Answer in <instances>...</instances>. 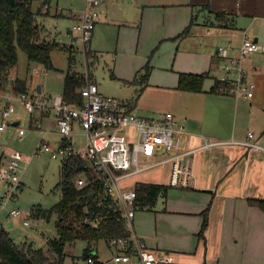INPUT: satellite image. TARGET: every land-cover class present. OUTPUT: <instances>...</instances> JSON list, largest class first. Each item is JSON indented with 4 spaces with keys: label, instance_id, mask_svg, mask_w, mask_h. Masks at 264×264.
<instances>
[{
    "label": "crops",
    "instance_id": "0c3cea01",
    "mask_svg": "<svg viewBox=\"0 0 264 264\" xmlns=\"http://www.w3.org/2000/svg\"><path fill=\"white\" fill-rule=\"evenodd\" d=\"M50 2L46 6L50 7ZM117 2L119 0H109L103 6L97 23L107 20L109 6ZM144 4L147 7L175 6L180 9L172 33L167 34L182 33L184 38L195 43L197 51L186 52L190 57L181 60L177 73L207 72V77H212L209 78L212 82L209 86L204 85L203 91L181 90L177 88L178 79L170 84L156 85L172 91L169 92L171 100L166 111L172 112L184 124L183 138L189 139L192 146H199L201 134L246 141L248 133L252 132L250 139L258 147L230 143L198 150L191 163L193 177L190 186L180 187L175 192L167 191L160 208L155 210L152 224L137 234L149 248L157 253L169 252L182 264H264V209L256 203V200H264V103L258 106L253 103L256 89L253 97L230 94L235 98L209 91L215 80H223L225 75L222 67L225 59L218 53L219 45L231 41L237 47L244 31L264 43V0H162L157 4ZM68 11L62 15L77 21L78 14ZM199 15H203L202 23L198 21ZM192 21L201 33L197 30L184 33ZM202 27L205 31L200 30ZM73 28L69 30L72 39L76 36ZM205 37L208 38L207 43ZM198 49L207 50L199 52ZM244 65L249 71V80L256 84V77L258 80L264 78V51L249 55ZM215 71H221V75ZM37 84H41V92L45 93L43 84ZM210 95L217 96L211 98ZM161 113L137 114L158 117ZM51 120L45 119V123L51 126ZM9 132L7 138L14 134V130ZM5 145L6 142L2 144ZM6 151L4 148L0 150V161ZM166 171L164 184L168 185V169ZM207 207L208 226L202 235L203 211ZM97 254L95 258L101 264L103 261Z\"/></svg>",
    "mask_w": 264,
    "mask_h": 264
},
{
    "label": "built area",
    "instance_id": "2783aa9c",
    "mask_svg": "<svg viewBox=\"0 0 264 264\" xmlns=\"http://www.w3.org/2000/svg\"><path fill=\"white\" fill-rule=\"evenodd\" d=\"M108 1L84 0L75 25L79 35L72 39L71 46L75 45L78 38L86 53L87 43ZM242 35L237 47L231 41L218 46V53L225 59L222 67L225 71L223 80L226 82L219 90L236 96L253 97L256 84L249 80L244 62L249 55L264 51V43L247 31ZM29 73L30 77H38L46 75L47 71L37 64L30 68ZM85 74L86 83L78 89L83 97L79 105L67 102L63 94L49 97L39 92L38 84L29 86L26 91L16 90L17 82L22 77L14 72V68L4 70L0 57V144H5L3 142L11 129L21 138L30 129L40 130L44 135L36 145L33 156L47 152L63 161L72 155H79L87 161L89 172L84 170L78 175L75 185L82 188L97 180L104 181L107 192L119 204L131 231V237L111 241L115 251L112 261L116 264H182L169 252L157 253L149 248L131 228L130 222L140 206L136 203V190L134 187L125 188L124 180L149 170L164 168L168 169L169 186L188 187L193 177L192 159L198 150L230 143L257 148L258 144L250 139L253 133H248L246 141L201 134V145L192 146L189 139L183 138L184 124L172 112L165 111L158 117L139 115L130 109L127 100L101 91L89 71ZM17 103L23 104L31 113L28 128L23 125L22 118L15 117ZM49 118L52 119L51 126L45 123V119ZM51 132L58 136L56 145H52L48 139ZM78 135L85 136L84 151L76 148L75 138ZM24 160V153L20 150L3 152L0 161V208L14 199L17 191L23 188ZM9 215L21 219L26 226L30 225L28 215L21 208H11ZM87 262L99 264L93 255Z\"/></svg>",
    "mask_w": 264,
    "mask_h": 264
},
{
    "label": "rangeland",
    "instance_id": "374dc122",
    "mask_svg": "<svg viewBox=\"0 0 264 264\" xmlns=\"http://www.w3.org/2000/svg\"><path fill=\"white\" fill-rule=\"evenodd\" d=\"M44 1L33 0V9L37 11L42 7ZM49 2L50 7L43 5L42 12L37 14L36 20L42 30L47 32V38L52 40L56 38L60 44L68 47L72 39L69 30L73 28L77 21L73 17L62 14L68 10L79 14L84 6V0H48ZM161 2L162 0H119V2L109 6L107 20L98 22L94 28L91 39L87 43V48L94 52L91 56H89L88 50L85 53L78 38L75 45H73L75 59L73 68L83 73L89 71L102 91L114 94L127 101L135 99L141 88V84L131 82L136 71L140 69V74L143 75L148 69L147 65H149L148 86L142 91L137 100L138 105L134 109L135 112L143 115H147V113L154 115L167 110L171 100V93L169 92L172 91L156 85L170 84L177 81L178 65L183 58L190 57L186 52L197 51L195 43L184 38L182 33L167 34L172 33L176 25V18L179 17L180 12L178 7H147L144 4ZM67 13L72 15V12L68 11ZM203 19V15L198 16V21L201 23ZM195 26L192 25L190 30L200 32L199 29H195ZM200 30L205 31V28L202 27ZM73 31L76 36L79 35L76 28H73ZM205 40L207 43L208 38L205 37ZM63 41L66 43H62ZM183 50L185 51L182 53ZM206 50L198 49L199 52ZM51 58L54 67L48 69L43 64L30 61L25 50L19 49L14 72L22 78H28L30 87L38 82L42 83L45 95L49 97L62 94L65 74L71 64L70 52L66 48H55L51 53ZM37 64L45 69L47 74L30 77V68ZM205 69H208V67ZM214 73L218 76L221 75V71H215ZM209 78L212 77H206L205 86H209L212 82ZM255 81L257 88L255 98L252 100L258 106V104L264 103V78L258 80V77H256ZM216 96H211V98ZM225 97L235 98L230 94H225ZM15 117L22 118L23 125L26 128L29 127L31 113L23 104L17 103ZM10 132H13V130L11 129ZM43 135L44 133L40 130L30 129L24 137L21 138L11 134L3 142H6L7 145L2 146L0 144V150L2 148L7 151L20 150L24 153L26 160L22 161L24 168L23 188L17 191L14 199L9 200L4 207L0 208V224L9 231L16 243L26 242L32 244L33 247H42L44 250H48L50 247L49 240L58 237L57 216L53 215L49 219L38 218L32 216L31 212L34 207L50 208L59 201L62 193L59 183L61 181L63 160L53 158L47 152L33 156L36 145ZM57 138L58 136L55 133L51 132L48 135L52 145H56L55 139ZM75 140H77V149L86 150L85 136L78 135ZM138 181L164 184L167 181V171L164 168L149 170L126 178L123 184L126 186L125 188L129 189L133 188ZM179 188L178 186H169L168 191L175 192ZM164 199V195L161 194L152 209L139 208L136 210L132 223L130 222L131 228L136 233L142 229H147L148 224H152L155 210L160 208V204ZM11 208L24 210L28 215L30 225L26 226L21 219L10 216L9 210ZM109 245L104 239L94 243L95 253H99L100 259L103 261L101 264H114L110 260L114 247H111V244ZM85 246L86 241L82 239L67 244L65 264H88L87 259L82 257Z\"/></svg>",
    "mask_w": 264,
    "mask_h": 264
},
{
    "label": "trees",
    "instance_id": "16d2710c",
    "mask_svg": "<svg viewBox=\"0 0 264 264\" xmlns=\"http://www.w3.org/2000/svg\"><path fill=\"white\" fill-rule=\"evenodd\" d=\"M47 3L48 0H45L42 7ZM42 7L37 11L34 10L33 0H0V57L3 69L11 70L17 65L19 49L25 50L28 59L33 63L38 62L49 69L54 67L52 51L55 48H66L70 52L71 64L65 74L62 94L67 102L80 105L83 97L78 89L86 83V74L73 68L75 60L73 45L67 47L57 40L47 38L45 31L36 20L37 14L42 12ZM192 23L193 21L185 28L184 33L189 32ZM87 50L89 56L94 53L91 49ZM147 66L145 74L141 75L139 69L131 80L132 83L141 84V88L135 99L128 100L130 109L136 107L138 98L148 85L150 68L149 65ZM178 74L177 88L203 91L207 72L180 71ZM91 78L95 81L93 76ZM224 85H226L224 80L216 79L209 91L227 94L219 90ZM28 88V78L18 80L16 90L26 91ZM88 167L87 161L79 155L65 159L61 166L59 187L62 193L59 201L50 208L41 206L32 208L31 214L34 217L49 219L53 215L57 216L58 237L49 240L48 250L33 247L26 242L16 243L9 231L0 224V264H65L66 245L78 239L86 241L82 257L88 259L91 255L98 257L94 249L96 241L104 239L109 245L113 239L131 237V231L120 206L107 192L104 181L97 180L82 188L75 185V178L84 170L89 172ZM134 189L137 194L136 203L140 207L151 208L159 195L167 193L169 186L138 181ZM256 203L264 209V200H256ZM208 210L207 207L203 211L202 235L208 226Z\"/></svg>",
    "mask_w": 264,
    "mask_h": 264
},
{
    "label": "water",
    "instance_id": "95a60500",
    "mask_svg": "<svg viewBox=\"0 0 264 264\" xmlns=\"http://www.w3.org/2000/svg\"><path fill=\"white\" fill-rule=\"evenodd\" d=\"M42 90V87H41V84L38 85V91L41 92ZM16 124L18 123V121L15 122Z\"/></svg>",
    "mask_w": 264,
    "mask_h": 264
}]
</instances>
